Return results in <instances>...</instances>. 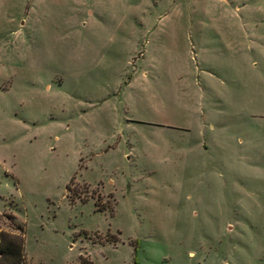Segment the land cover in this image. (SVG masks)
I'll list each match as a JSON object with an SVG mask.
<instances>
[{
	"label": "rangeland",
	"instance_id": "374dc122",
	"mask_svg": "<svg viewBox=\"0 0 264 264\" xmlns=\"http://www.w3.org/2000/svg\"><path fill=\"white\" fill-rule=\"evenodd\" d=\"M26 264H264V0H0V231Z\"/></svg>",
	"mask_w": 264,
	"mask_h": 264
},
{
	"label": "trees",
	"instance_id": "16d2710c",
	"mask_svg": "<svg viewBox=\"0 0 264 264\" xmlns=\"http://www.w3.org/2000/svg\"><path fill=\"white\" fill-rule=\"evenodd\" d=\"M17 234L0 231V264H26L22 229L17 226Z\"/></svg>",
	"mask_w": 264,
	"mask_h": 264
}]
</instances>
